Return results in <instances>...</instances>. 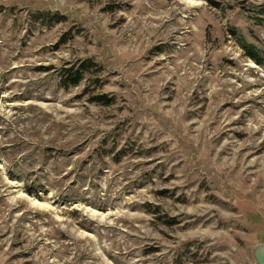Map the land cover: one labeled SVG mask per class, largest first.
<instances>
[{"label":"rangeland","instance_id":"374dc122","mask_svg":"<svg viewBox=\"0 0 264 264\" xmlns=\"http://www.w3.org/2000/svg\"><path fill=\"white\" fill-rule=\"evenodd\" d=\"M242 42L264 57V0H0V264H257Z\"/></svg>","mask_w":264,"mask_h":264},{"label":"trees","instance_id":"16d2710c","mask_svg":"<svg viewBox=\"0 0 264 264\" xmlns=\"http://www.w3.org/2000/svg\"><path fill=\"white\" fill-rule=\"evenodd\" d=\"M242 48L245 54L250 57L256 64L264 65V57L262 53L251 43H243ZM96 66L90 60H86L81 62V64L77 68H69L64 70L65 77L63 78L66 83L77 85L81 79L83 78V74L85 72L90 71L92 67ZM93 100L103 104H110L111 99H107L105 96H94Z\"/></svg>","mask_w":264,"mask_h":264},{"label":"water","instance_id":"95a60500","mask_svg":"<svg viewBox=\"0 0 264 264\" xmlns=\"http://www.w3.org/2000/svg\"><path fill=\"white\" fill-rule=\"evenodd\" d=\"M257 264H264V245L258 244L254 251Z\"/></svg>","mask_w":264,"mask_h":264},{"label":"bare ground","instance_id":"6f19581e","mask_svg":"<svg viewBox=\"0 0 264 264\" xmlns=\"http://www.w3.org/2000/svg\"><path fill=\"white\" fill-rule=\"evenodd\" d=\"M264 245V244H263Z\"/></svg>","mask_w":264,"mask_h":264}]
</instances>
